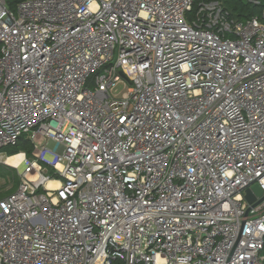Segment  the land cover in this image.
<instances>
[{
	"label": "built area",
	"instance_id": "built-area-1",
	"mask_svg": "<svg viewBox=\"0 0 264 264\" xmlns=\"http://www.w3.org/2000/svg\"><path fill=\"white\" fill-rule=\"evenodd\" d=\"M194 1L0 0V264H263L264 8Z\"/></svg>",
	"mask_w": 264,
	"mask_h": 264
},
{
	"label": "trees",
	"instance_id": "trees-1",
	"mask_svg": "<svg viewBox=\"0 0 264 264\" xmlns=\"http://www.w3.org/2000/svg\"><path fill=\"white\" fill-rule=\"evenodd\" d=\"M6 3V7L10 10H14L17 5L26 0H4ZM210 2H220L223 5V8L229 15L233 18H237L238 20H248L254 17H258L261 15L262 9L264 8V4H262L261 0H247L246 2L243 0H195L194 1V9L195 11L200 3H210ZM28 143V142H27ZM23 144L17 143L16 146L6 147L8 148V156H14L18 154L19 150H24L27 155H30L32 152V146L28 143V146H22ZM0 178L6 179L9 178L12 184L11 190L7 192V194L13 193L19 184V180L17 178V172L13 169H7L6 171H0ZM3 194V193H2ZM6 194V193H4ZM6 194V195H7ZM5 195L0 194V198ZM264 255V250H263ZM264 264V262H263Z\"/></svg>",
	"mask_w": 264,
	"mask_h": 264
},
{
	"label": "rangeland",
	"instance_id": "rangeland-1",
	"mask_svg": "<svg viewBox=\"0 0 264 264\" xmlns=\"http://www.w3.org/2000/svg\"><path fill=\"white\" fill-rule=\"evenodd\" d=\"M243 1H247V0H243ZM262 4H264V0H261ZM264 6V5H263ZM88 87H90V85H88ZM29 143V140L27 139L26 135L22 136L19 140V144H23L22 146H28L27 144ZM30 144V143H29ZM6 149V148H5ZM5 156V155H3ZM22 156H13V157H5V158H1L6 164H8L9 166H16L18 165L19 161L21 160ZM1 162V160H0ZM2 167L0 166V169ZM24 170V165H20L18 172L21 173ZM18 172H17V178L19 180V176H18ZM11 186V181L10 183L5 184L3 181L0 180V193L1 195H5L4 193L9 190ZM3 193V194H2Z\"/></svg>",
	"mask_w": 264,
	"mask_h": 264
},
{
	"label": "water",
	"instance_id": "water-1",
	"mask_svg": "<svg viewBox=\"0 0 264 264\" xmlns=\"http://www.w3.org/2000/svg\"><path fill=\"white\" fill-rule=\"evenodd\" d=\"M257 197H260L261 200L264 199L263 191L259 186L253 185L250 189L245 191V199L248 203H254Z\"/></svg>",
	"mask_w": 264,
	"mask_h": 264
},
{
	"label": "crops",
	"instance_id": "crops-1",
	"mask_svg": "<svg viewBox=\"0 0 264 264\" xmlns=\"http://www.w3.org/2000/svg\"><path fill=\"white\" fill-rule=\"evenodd\" d=\"M8 148H4L3 150H2V154H4L5 156H3L4 158L5 157H9L8 156ZM23 154H25V155H27V153L24 151V150H19L18 151V156H21V155H23ZM17 155H14V156H17ZM0 166L2 167L1 169H0V171H6L7 169H13V168H10V167H7L6 165H5V163H4V161H1L0 162ZM13 170H15V169H13ZM16 171V170H15ZM17 172V171H16ZM0 180L1 181H3L5 184H7V183H10V179L9 178H6V179H2V178H0ZM11 187H12V184H11V186H10V188H9V190H7L5 193L7 194V192L8 191H10L11 190ZM1 194V193H0ZM6 194H5V196H6ZM8 195V194H7ZM5 196H3V197H5ZM2 197V198H3ZM1 199V198H0Z\"/></svg>",
	"mask_w": 264,
	"mask_h": 264
},
{
	"label": "bare ground",
	"instance_id": "bare-ground-1",
	"mask_svg": "<svg viewBox=\"0 0 264 264\" xmlns=\"http://www.w3.org/2000/svg\"><path fill=\"white\" fill-rule=\"evenodd\" d=\"M12 157H13V156H12ZM48 186H49V187H54V186H56V184H55V183H49Z\"/></svg>",
	"mask_w": 264,
	"mask_h": 264
},
{
	"label": "clouds",
	"instance_id": "clouds-1",
	"mask_svg": "<svg viewBox=\"0 0 264 264\" xmlns=\"http://www.w3.org/2000/svg\"><path fill=\"white\" fill-rule=\"evenodd\" d=\"M92 7L95 8V5L93 4Z\"/></svg>",
	"mask_w": 264,
	"mask_h": 264
}]
</instances>
